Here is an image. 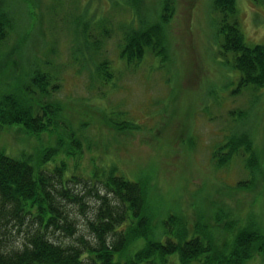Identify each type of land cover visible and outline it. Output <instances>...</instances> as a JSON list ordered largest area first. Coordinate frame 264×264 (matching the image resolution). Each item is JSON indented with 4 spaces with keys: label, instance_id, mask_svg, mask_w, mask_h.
Returning <instances> with one entry per match:
<instances>
[{
    "label": "rangeland",
    "instance_id": "1",
    "mask_svg": "<svg viewBox=\"0 0 264 264\" xmlns=\"http://www.w3.org/2000/svg\"><path fill=\"white\" fill-rule=\"evenodd\" d=\"M213 2L0 0L11 23L0 89L34 68L51 70L60 85L53 97L63 109L54 130L34 134L22 124L1 126L0 150L29 157L36 175L85 180L115 167L144 186L156 232L169 215H179L190 232L200 224L199 233L222 254L230 253L243 226L264 234V87L238 90L232 53H220ZM165 9L173 14L164 24L168 60L147 53L126 67L120 57L123 24H137L140 10L157 22ZM237 9L247 42L264 43V6L237 0ZM104 58L113 63L98 72ZM235 139L249 142L252 152L244 145L229 156ZM90 185L70 184L88 207L64 200L84 234L97 206ZM17 232H10V244L22 240ZM247 264H264V250Z\"/></svg>",
    "mask_w": 264,
    "mask_h": 264
},
{
    "label": "trees",
    "instance_id": "2",
    "mask_svg": "<svg viewBox=\"0 0 264 264\" xmlns=\"http://www.w3.org/2000/svg\"><path fill=\"white\" fill-rule=\"evenodd\" d=\"M253 1L264 6V0ZM213 7L219 14L220 53H232V67L239 74L238 90L250 85L264 87V43L247 42L237 0H214ZM137 16V24L125 23L121 27L120 57L127 62L126 67H135L147 53L168 60L164 24L170 23L173 14L165 9L157 22L149 15L143 17L141 10ZM10 25L0 7V57ZM2 62L0 77L8 65ZM112 63L104 58L96 68L106 72ZM43 66L47 67L46 62ZM50 72L34 68L21 73L13 83H6V89L2 84L0 127L22 124L34 134L55 129L63 109L53 97L60 85L53 82ZM113 125L119 129L129 126ZM229 142V156L244 145L252 152L249 142ZM254 158H248L249 165ZM82 182L91 184L97 199V206L86 221L87 234L80 233L64 202L67 199L83 209L88 207L85 195L70 187L71 183ZM146 193L140 182L118 174L115 167L85 180L65 178L60 173L36 175L29 157H12L0 150V264H247L255 253L264 250V234L251 224L235 232L228 255L217 251L206 233H199L200 224L194 226L189 236L191 228L179 215H169L163 231L156 232ZM176 224L180 226L175 227ZM12 229H18L22 237L17 245L10 244L8 239Z\"/></svg>",
    "mask_w": 264,
    "mask_h": 264
}]
</instances>
